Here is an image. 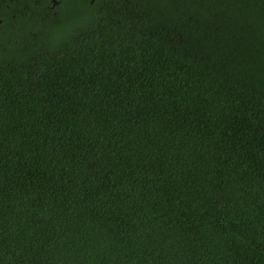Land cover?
Returning <instances> with one entry per match:
<instances>
[{"label":"trees","instance_id":"obj_1","mask_svg":"<svg viewBox=\"0 0 264 264\" xmlns=\"http://www.w3.org/2000/svg\"><path fill=\"white\" fill-rule=\"evenodd\" d=\"M0 264H264V0H10Z\"/></svg>","mask_w":264,"mask_h":264},{"label":"flooded vegetation","instance_id":"obj_2","mask_svg":"<svg viewBox=\"0 0 264 264\" xmlns=\"http://www.w3.org/2000/svg\"><path fill=\"white\" fill-rule=\"evenodd\" d=\"M10 0H0V10L4 9V7H8L9 2ZM89 2H93L95 0H88ZM62 0H50V5H49V8L54 12V8H56L57 6H61L62 4ZM2 17H0V25L2 23Z\"/></svg>","mask_w":264,"mask_h":264}]
</instances>
